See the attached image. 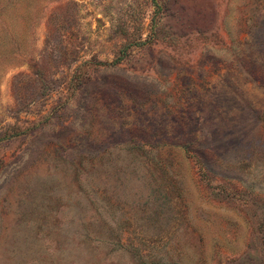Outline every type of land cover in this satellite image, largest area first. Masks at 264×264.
<instances>
[{
	"label": "rangeland",
	"instance_id": "1",
	"mask_svg": "<svg viewBox=\"0 0 264 264\" xmlns=\"http://www.w3.org/2000/svg\"><path fill=\"white\" fill-rule=\"evenodd\" d=\"M0 264H264V0H0Z\"/></svg>",
	"mask_w": 264,
	"mask_h": 264
}]
</instances>
